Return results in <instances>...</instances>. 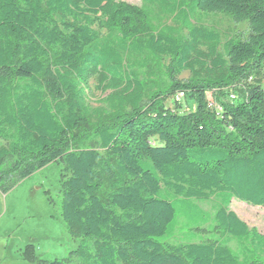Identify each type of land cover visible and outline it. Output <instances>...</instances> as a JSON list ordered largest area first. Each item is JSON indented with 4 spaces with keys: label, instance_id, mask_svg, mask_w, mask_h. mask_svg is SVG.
Masks as SVG:
<instances>
[{
    "label": "trees",
    "instance_id": "obj_1",
    "mask_svg": "<svg viewBox=\"0 0 264 264\" xmlns=\"http://www.w3.org/2000/svg\"><path fill=\"white\" fill-rule=\"evenodd\" d=\"M143 1L179 27L119 0H0V190L63 162L61 216L83 239L37 264H264V234L230 208L264 207V0ZM197 11L250 34L223 42ZM128 54L144 57L146 80ZM94 76L107 108L87 100ZM180 93L192 111L167 106ZM213 196L211 215L197 201ZM209 223L239 250L195 241ZM178 232L186 241L171 243Z\"/></svg>",
    "mask_w": 264,
    "mask_h": 264
},
{
    "label": "rangeland",
    "instance_id": "obj_2",
    "mask_svg": "<svg viewBox=\"0 0 264 264\" xmlns=\"http://www.w3.org/2000/svg\"><path fill=\"white\" fill-rule=\"evenodd\" d=\"M138 7H144L151 11L153 25L156 28L164 26L179 27L173 16H163L159 10L143 0H119ZM195 24H203L209 28L218 30L222 34L223 42L229 38L247 39L250 27L247 22L236 23L230 17L220 13H203L197 11L194 15ZM101 36L108 34L107 30L99 29ZM187 33V31H185ZM223 51L222 47L220 49ZM143 58L134 55H126L125 60L131 69L140 73V78L146 80L149 75L143 65ZM165 67L169 59L164 60ZM190 77V72H183L178 79L185 81ZM163 76V80H164ZM264 86V73L262 79ZM242 87V86H241ZM156 88L150 89L144 103H149L150 94ZM237 89L235 94H238ZM112 90L104 91L97 76L89 80L86 95L92 107L107 108L106 98ZM209 99L215 101V96L209 92ZM182 105L181 112H190L195 104L188 96L179 99ZM172 97L166 101L167 106L173 108L179 101ZM64 164L55 161L37 171L29 178L21 181L8 193L0 190V264H37L38 259H65L78 248L83 238L73 237L69 234L67 226L61 216L62 183ZM200 207L214 215L219 198L213 196L207 201H197ZM230 208L235 211L252 229L264 234V207L255 206L245 201L234 198ZM194 240L226 239L228 245L238 251L235 239L221 238L211 230V225L206 224L200 229L194 230ZM183 233H177L170 240L171 243L186 241ZM72 264H83L74 259Z\"/></svg>",
    "mask_w": 264,
    "mask_h": 264
},
{
    "label": "built area",
    "instance_id": "obj_3",
    "mask_svg": "<svg viewBox=\"0 0 264 264\" xmlns=\"http://www.w3.org/2000/svg\"><path fill=\"white\" fill-rule=\"evenodd\" d=\"M184 97V94L183 93H180L178 96H177V99L179 100L180 98ZM235 95H232V98H234Z\"/></svg>",
    "mask_w": 264,
    "mask_h": 264
}]
</instances>
